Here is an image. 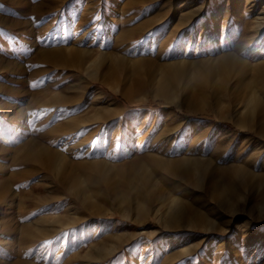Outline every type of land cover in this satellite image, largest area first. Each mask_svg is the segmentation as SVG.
I'll list each match as a JSON object with an SVG mask.
<instances>
[{
    "label": "rangeland",
    "instance_id": "374dc122",
    "mask_svg": "<svg viewBox=\"0 0 264 264\" xmlns=\"http://www.w3.org/2000/svg\"><path fill=\"white\" fill-rule=\"evenodd\" d=\"M146 1L0 0V264H264V0Z\"/></svg>",
    "mask_w": 264,
    "mask_h": 264
},
{
    "label": "bare ground",
    "instance_id": "6f19581e",
    "mask_svg": "<svg viewBox=\"0 0 264 264\" xmlns=\"http://www.w3.org/2000/svg\"><path fill=\"white\" fill-rule=\"evenodd\" d=\"M152 0H148L146 1L147 3L148 2H151ZM190 1V0H189ZM188 0H185L184 4L188 3L189 2ZM101 2V1H100ZM144 11V10H143ZM101 12V11H100ZM86 19V18H85ZM96 19V18H95ZM61 48H57L54 50H47L49 52H46V57H49V59H52V54L53 52H58L60 51ZM82 50L81 51H78L76 52V55L74 58H72V62H77L80 63L81 62V57H82ZM64 54L61 55V56H58L60 58V60H62L60 62V65H64L63 62H68V59L67 58H63ZM90 76V75H89ZM55 102V101H54ZM53 102V103H54ZM59 102V101H58ZM57 101L55 103H58ZM250 102V101H249ZM258 103V100H255L251 103H247V108L249 110H253L254 107L257 105ZM52 104V102H51ZM57 105V104H56ZM51 119V118H50ZM53 119V118H52ZM88 120V118H83V119H80V120H75V122H82V121H86ZM49 121V120H48ZM76 126H74V124H70L68 122H65L64 125H59L58 127L55 128L54 131H73ZM257 132V134L259 135L260 132L258 129L255 130ZM49 134V133H48ZM43 138V137H42ZM42 138H32L30 139V141H28V143L26 144L25 146V155L28 159H30L31 161H33L36 165L34 166V168L36 170L38 169H42L44 170L47 174H52L53 176V180L55 181H59V183L63 184V186H67V182H66V175H65V170H64V166L66 164V159L65 157L67 156V152H66V149H62V148H59V147H55L54 144L55 142L54 141H50V140H47L46 142V139H42ZM61 147V146H60ZM66 147V146H65ZM70 148V147H69ZM103 160H100L98 161L97 163H102ZM37 166V167H36ZM63 168V170H61L60 174L56 173L57 170ZM173 174H178L176 173L175 171L172 172ZM15 175V174H14ZM187 174H185V177H186ZM183 177V175H182ZM60 184V185H61ZM1 190H7V188H9L7 186V183L6 182H3L2 183V186H1ZM9 190V189H8ZM230 190H231V187H230ZM5 192V191H4ZM7 192V191H6ZM8 193V192H7ZM2 194V193H1ZM4 194H2L3 196ZM6 195V194H5ZM1 196V195H0ZM5 198V196H4ZM4 198L2 200H4ZM221 200H223L221 198ZM3 201H1L2 203ZM10 202V201H9ZM4 203V202H3ZM2 205V204H1ZM2 207V206H1ZM2 209V208H1ZM21 213L20 215L18 216L21 220V224L20 225V234L18 236H16V232L13 231L15 230V228L11 229V225H10V228H7L6 229V233H7V236L9 235V238L7 241L8 242H3L4 245L6 246H10V247H13L15 244H20V243H24V242H27V241H35L37 239H40V238H44L46 236H49L51 235L52 233H54L55 231H57V228H53V229H49L48 227L46 226H40L41 223H39L40 219L42 218H36L32 221H26V219L28 218V210H20ZM9 212V211H8ZM59 222V225L60 227H63L65 225H67L68 223L70 222H67L61 218H59L57 220ZM4 227V225H3ZM2 227V228H3ZM59 228V227H58ZM5 230V229H4ZM4 236V235H3ZM6 236V235H5ZM4 236V237H5ZM3 237V238H4ZM2 238V239H3ZM1 239V240H2ZM115 250V248L113 249H110L108 247H103V248H97L93 253H92V256L93 257H97V258H104L106 257L107 255L111 254L113 251ZM225 254V253H224ZM90 255V254H89ZM13 264H33L29 259H26V257H21V255L16 258L14 261H13Z\"/></svg>",
    "mask_w": 264,
    "mask_h": 264
},
{
    "label": "snow or ice",
    "instance_id": "6c2138e0",
    "mask_svg": "<svg viewBox=\"0 0 264 264\" xmlns=\"http://www.w3.org/2000/svg\"><path fill=\"white\" fill-rule=\"evenodd\" d=\"M52 38L54 39L55 37L53 36ZM33 87H35V85H33ZM43 111H60V112H63L64 110H63V109H59V110L45 109V110H43ZM30 115H34V113H30ZM92 144L95 145V144H96V141L94 140V141L92 142ZM120 147H121L120 144H117V145H116V148L113 149V152H116L117 150H119ZM121 158H123V157H121ZM68 236H69V233H68V232H64V233L61 234V236H58L56 239H57L58 241H63L64 239L68 238ZM51 243H53V242H52V241H45V242H44V245H41V247L47 246V245H49V244H51Z\"/></svg>",
    "mask_w": 264,
    "mask_h": 264
}]
</instances>
